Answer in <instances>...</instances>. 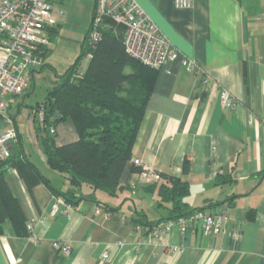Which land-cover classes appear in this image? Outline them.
<instances>
[{
    "label": "crops",
    "instance_id": "crops-1",
    "mask_svg": "<svg viewBox=\"0 0 264 264\" xmlns=\"http://www.w3.org/2000/svg\"><path fill=\"white\" fill-rule=\"evenodd\" d=\"M83 1H52L57 22L47 30L51 40L57 34L52 30L65 20L63 6L77 3L83 4L80 25L87 33L94 0ZM135 1L179 56L156 70L132 158L154 173L152 182L160 172L187 181L188 210L227 211V220L216 236L204 232L196 221L184 226L167 221L166 211L156 206V194L144 189L149 182L131 171V161L120 177V184L131 186V192L121 195L126 201L105 193L99 196L118 206L116 210L84 197L65 202L50 188L66 189L68 175L48 165L41 146L43 131L35 130L32 108L46 99L56 78L76 62L80 46L78 55L73 53L61 62L59 71L55 69L45 95L35 91V77L43 64L32 72V87L23 97H6L8 119L0 116V136L15 130L22 155L48 183L30 175L24 179L12 167L5 170L9 190L26 223L35 224L37 239L17 235L4 221L0 264H264V0H192L188 9L176 8L173 0ZM183 58L194 61L196 68L185 66ZM88 60L85 56L80 61L79 73ZM222 88L232 95V107L222 103ZM24 106L30 107L25 119L20 117ZM58 117L53 112L52 118ZM54 128L56 145L78 138L70 118ZM220 174L232 179L218 185ZM57 198L61 200L54 212ZM67 204L70 210L64 214ZM138 215L156 224L135 225ZM166 224L169 227L163 230ZM236 227L241 230L238 241L231 237ZM57 242L69 244V254H62Z\"/></svg>",
    "mask_w": 264,
    "mask_h": 264
},
{
    "label": "trees",
    "instance_id": "trees-1",
    "mask_svg": "<svg viewBox=\"0 0 264 264\" xmlns=\"http://www.w3.org/2000/svg\"><path fill=\"white\" fill-rule=\"evenodd\" d=\"M53 30L57 33L56 28ZM123 33V25L105 15L99 26L98 39L94 41L87 31L76 62L56 78L46 99L33 107L44 108L41 126L36 118L33 121L35 130L43 131L41 146L48 165L68 175L66 189L50 186L65 202L74 203L84 197L111 211L118 206L102 201L100 194L121 197L131 192V186L120 184V177L126 163L132 162V144L157 69L127 54ZM85 56L89 57L88 63L85 70L79 73L78 64ZM55 111L59 117L53 119ZM67 118L73 122L78 138L56 145L55 133H50V128ZM138 165L133 163L131 171L138 174L145 171ZM8 167L15 168L24 179L30 175L45 183L48 180L22 155L19 139L12 144L10 155L0 160V232L2 223L8 220L17 235L29 236L20 204L6 182L5 170ZM183 169L187 170V162H184ZM157 175L158 179L152 182L153 178L144 189L156 194V206L166 211L167 221L187 218L194 212L213 210H188V182L166 173ZM231 179V175L220 174L217 184ZM121 198V201L127 199L126 196ZM134 223L145 227L156 224L146 220L144 215L136 216Z\"/></svg>",
    "mask_w": 264,
    "mask_h": 264
},
{
    "label": "built area",
    "instance_id": "built-area-1",
    "mask_svg": "<svg viewBox=\"0 0 264 264\" xmlns=\"http://www.w3.org/2000/svg\"><path fill=\"white\" fill-rule=\"evenodd\" d=\"M53 0H0V116L8 115L7 96L23 97L32 87V72L43 63L42 49L49 44L48 28L57 22L52 6ZM176 8H191L192 0H173ZM62 14V12H60ZM107 15L120 22L124 27L123 44L127 54L135 60L154 69L161 68L168 60L176 59L179 51L160 32L155 23L145 14L135 0H94L92 20L87 28L89 36L96 41L99 26ZM182 62L191 70L196 68L194 61L183 58ZM204 85L208 79H204ZM222 103L232 107L234 100L230 92L222 88ZM32 118L40 123L44 120V108L39 106L32 111ZM8 119V118H7ZM55 133V128H50ZM17 141V132L11 130L0 136V160L10 155L11 146ZM134 164H140L133 158ZM149 182L154 178L150 171L139 174ZM55 199L53 211L58 210ZM70 205L61 211L66 214ZM227 211L194 212L187 218L179 217L176 222L181 226L190 225L193 221L200 224L202 230L214 236L221 231L227 220ZM29 237L37 239L34 234L35 224L27 223ZM169 224L163 230L168 229ZM235 241L240 240L241 230L236 227L231 232ZM56 248L64 255L69 254L71 246L57 242ZM106 253L102 254L106 258Z\"/></svg>",
    "mask_w": 264,
    "mask_h": 264
},
{
    "label": "rangeland",
    "instance_id": "rangeland-1",
    "mask_svg": "<svg viewBox=\"0 0 264 264\" xmlns=\"http://www.w3.org/2000/svg\"><path fill=\"white\" fill-rule=\"evenodd\" d=\"M78 1L84 3L83 0ZM81 5L83 6V4L81 3L72 4L71 8L67 7L68 5L63 6L62 11L66 12L65 20L61 24L57 25V34H55L56 37L50 41L49 49L46 52V56H44V51L48 45L42 49V55L45 62L42 63V65L44 64V67L42 69L41 74L39 75V77H35L36 95L40 94L41 97L45 95L46 87L50 86L53 81L52 79H54L53 75L55 69L59 71L60 68L58 67L60 66L61 62L67 60L66 58L68 57H73V53L77 52V55L79 53L80 46L82 45L86 36L85 30L82 29V26L80 25ZM36 95L35 97H37ZM33 109L34 108H32V111ZM29 112L30 107L24 106L20 117L25 119ZM41 124L42 123H40V125ZM149 207V204H147L146 209L150 213Z\"/></svg>",
    "mask_w": 264,
    "mask_h": 264
}]
</instances>
